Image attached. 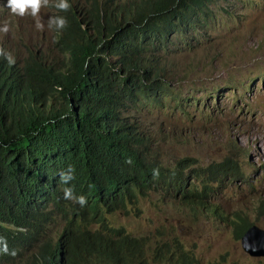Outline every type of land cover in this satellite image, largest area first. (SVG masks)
<instances>
[{
	"label": "trees",
	"instance_id": "trees-1",
	"mask_svg": "<svg viewBox=\"0 0 264 264\" xmlns=\"http://www.w3.org/2000/svg\"><path fill=\"white\" fill-rule=\"evenodd\" d=\"M227 1L71 0L67 13L53 8L68 19L62 61L0 58V236L16 253L0 264H149L136 239L108 233V218L171 182L140 102L168 90L173 41L201 35ZM68 166L83 209L62 198ZM232 226L242 238L251 225Z\"/></svg>",
	"mask_w": 264,
	"mask_h": 264
},
{
	"label": "rangeland",
	"instance_id": "rangeland-1",
	"mask_svg": "<svg viewBox=\"0 0 264 264\" xmlns=\"http://www.w3.org/2000/svg\"><path fill=\"white\" fill-rule=\"evenodd\" d=\"M50 15L51 4L39 18L11 16L0 4V24L10 25L0 48L21 64L36 53L62 61ZM169 53L173 80L140 102L138 117L171 182L108 218V233L136 239L149 264H264L232 226L264 230V0L219 2L201 35L174 40Z\"/></svg>",
	"mask_w": 264,
	"mask_h": 264
},
{
	"label": "clouds",
	"instance_id": "clouds-1",
	"mask_svg": "<svg viewBox=\"0 0 264 264\" xmlns=\"http://www.w3.org/2000/svg\"><path fill=\"white\" fill-rule=\"evenodd\" d=\"M0 4L9 11L11 16L15 17L30 16L39 18L42 7H48L50 4L59 13H67L71 8V0H6V3L4 0H0ZM67 26L68 19L65 15H50L47 18L48 30L61 33ZM36 27L38 29H43L45 25L43 23H37ZM9 31L10 25L6 21L0 24V34H7ZM0 58L6 61L9 66L16 64L15 56L3 48H0ZM59 178V183L64 185L62 188V198L65 201H71L73 204L78 205L81 209L86 207L88 198L85 195H76L72 187V182L76 178L75 169L72 166H68L66 169L59 172ZM10 227L14 228V226ZM15 254V251L9 248L7 238L0 236V255L15 256Z\"/></svg>",
	"mask_w": 264,
	"mask_h": 264
},
{
	"label": "water",
	"instance_id": "water-1",
	"mask_svg": "<svg viewBox=\"0 0 264 264\" xmlns=\"http://www.w3.org/2000/svg\"><path fill=\"white\" fill-rule=\"evenodd\" d=\"M241 246L251 257H264V230L257 226L249 227L241 238Z\"/></svg>",
	"mask_w": 264,
	"mask_h": 264
}]
</instances>
